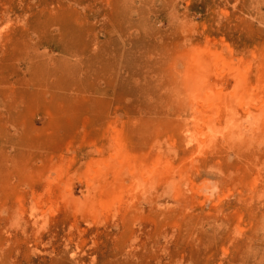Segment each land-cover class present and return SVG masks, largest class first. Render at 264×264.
<instances>
[{"label":"rangeland","instance_id":"obj_1","mask_svg":"<svg viewBox=\"0 0 264 264\" xmlns=\"http://www.w3.org/2000/svg\"><path fill=\"white\" fill-rule=\"evenodd\" d=\"M0 264H264V0H0Z\"/></svg>","mask_w":264,"mask_h":264},{"label":"bare ground","instance_id":"obj_2","mask_svg":"<svg viewBox=\"0 0 264 264\" xmlns=\"http://www.w3.org/2000/svg\"><path fill=\"white\" fill-rule=\"evenodd\" d=\"M202 65H203V64H202ZM208 65H209V64H208ZM201 68H203V66H202ZM204 69H205V66H204ZM202 71H203V69H202ZM205 71H206V70H205ZM200 72H201V71H200ZM197 76H198V75H196V77H197ZM199 76H201V75H199ZM235 77H236V80H237L238 77H237V76H235ZM200 78H201V77H200ZM200 78H199V79H200ZM199 79H198V80H199ZM237 81H238V80H237ZM193 82H195V80H194ZM193 82H192V83H193ZM242 82H243V80H242ZM243 83H244V82H243ZM241 84H242V83H241ZM190 86H191V85H190ZM191 87H193V86H191ZM192 90H195V89H192ZM189 92H190V91H189ZM189 92H188V93H189ZM193 93H197V92H193ZM197 95H198V94H197ZM189 96H191V95H189ZM198 96H199V95H198ZM187 97H188V96H187ZM193 97H195V95H194ZM196 97H197V96H196ZM187 99H188V98H187ZM190 99H191V98H190ZM234 99H235V98H234ZM194 100H195V99H194ZM194 100H192V101H194ZM235 100H236V99H235ZM237 100H238V99H237ZM224 101H225V100H224ZM194 102H195V101H194ZM221 102H223V101H221ZM231 102H232V100H231ZM231 102H230V105H229V106H230V110H231V108H233V110H235V109H234V108H235V107H234V103L231 104ZM237 102H238V103H237ZM237 102H236L237 104H236L235 106H236V108L238 109V106H237V105L241 102V100H238ZM215 103H216V102H215ZM224 103H225V102H224ZM224 103H222V104L220 103V106H222V105L224 106ZM192 106H193V105H192ZM217 106H218V105H217ZM217 106H216V107H217ZM220 106H219V107H220ZM229 106H228V107H229ZM219 107H218V108H219ZM228 107L224 106V109H226V108H228ZM220 109H222V108H220ZM220 109H219V110H220ZM224 109H223V110H224ZM228 109H229V108H228ZM195 110H196V109H195ZM195 110H193V111H195ZM217 110H218V109H217ZM217 110H216V111H217ZM219 110H218V111H219ZM223 110H220V112H221V111L224 112ZM231 111H232V110H231ZM231 111H229V112H227V113L225 112L224 114H228V113H230V115H231V114H232ZM195 112H196V111H195ZM214 112H215V111H214ZM214 112H213V113H214ZM214 114H215V113H214ZM237 114H238V113H237ZM176 115H177V114H176ZM217 115H218V114H217ZM230 115H229V116L225 115L224 117H220L221 114H219V116H217V117H220L219 119H224V118H225V120H226V119H229V120H227V121H228L229 123H231V125H232V124L236 123L235 120H236L237 117L233 120L234 117H232V116H230ZM194 116H195V115H194ZM179 117H180V116H179ZM211 117H214V116H211ZM211 117H210V120H213V119H216V118H217V117H216V118L211 119ZM226 117H227V118H226ZM194 119H195V118H194ZM185 120H187V119H185ZM189 120H190V119H189ZM225 120H224V122H221V121H220L221 123H223V124H221V127H224V125H229V124H227V121H226V123H225ZM196 121H197V119H196ZM214 121H216V120H214ZM237 121H238V118H237ZM239 121H240V120H239ZM239 121H238V122H239ZM184 122H185V121H184ZM211 122H212V121H211ZM186 123H187V122H186ZM213 123H214V122H213ZM218 123H219V122H218ZM183 125H184V126H183L184 129L186 130V127H187L188 125H187V126H186L185 124H183ZM191 125H193V124H191ZM211 125H212V124H210V126H211ZM215 125H216V124H215ZM195 126H196V124H195ZM210 126H208V127H210ZM233 126H235L236 129L238 128L237 130H239V127H240L239 125L234 124ZM238 126H239V127H238ZM213 128H214V127H213ZM229 128H230V127H228V130L230 131ZM216 129H217V128H216ZM226 130H227V129H226ZM232 130H234V129L232 128ZM188 131H190V132H188V133H192V132H194V130H188ZM206 131H207V130H206ZM224 131H225V129H224ZM185 132H186V131H185ZM203 132H205V131H203ZM209 132H210V131H209ZM218 132H219V131H218ZM237 132H239V131H237ZM237 132L235 131L234 134L237 133ZM213 133H214V134H212V135L214 136L216 132L214 131ZM220 133H221V132H220ZM222 133H223V132H222ZM222 133H221V134H222ZM240 133H241V132H240ZM217 134H218V133H217ZM230 134H232V133H230ZM241 134H242V133H241ZM241 134H240V135H241ZM190 135H191V134H190ZM203 135H204V134H203ZM222 135H223V134H222ZM237 135H238V133H237ZM206 136H207V135H206ZM209 136H210V135H209ZM230 136H231V135H230ZM233 136L235 137V135H233ZM204 137H205V136H204ZM222 137H223V136H222ZM238 137H239V135H238ZM239 138H241V137H239ZM209 139H210V137H209ZM222 139H223V138H222ZM235 139H238V138H235ZM236 141H237V140H236ZM160 143H161V142H160ZM160 143H159V144H160ZM229 143H230V142H229ZM229 143H228V145H230ZM231 145H233V144H231ZM231 145H230V146H231ZM249 145H251V144H249ZM249 147H250V146H249ZM255 159H256V158H255Z\"/></svg>","mask_w":264,"mask_h":264}]
</instances>
